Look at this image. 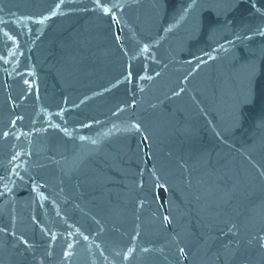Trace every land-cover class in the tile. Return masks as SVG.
Here are the masks:
<instances>
[{
    "label": "water",
    "instance_id": "obj_1",
    "mask_svg": "<svg viewBox=\"0 0 264 264\" xmlns=\"http://www.w3.org/2000/svg\"><path fill=\"white\" fill-rule=\"evenodd\" d=\"M0 264H264V0H0Z\"/></svg>",
    "mask_w": 264,
    "mask_h": 264
}]
</instances>
